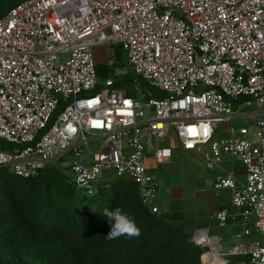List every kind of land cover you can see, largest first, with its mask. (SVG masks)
Segmentation results:
<instances>
[{"label": "built area", "instance_id": "1", "mask_svg": "<svg viewBox=\"0 0 264 264\" xmlns=\"http://www.w3.org/2000/svg\"><path fill=\"white\" fill-rule=\"evenodd\" d=\"M111 45L126 62L101 78L94 47ZM128 71L162 96L127 95L116 81ZM241 116L254 130L229 126L214 137L219 123ZM146 138L156 143L153 164L176 146L200 153L209 169L223 154L243 164V183L228 171L212 184L231 192L239 240L222 252L221 237L203 227L190 240L201 264L203 253L222 264L237 255L264 264V0H20L0 17V140L9 144L0 166L27 178L64 158L86 194L111 168L155 213ZM214 216L220 225L234 218L225 208ZM252 232L260 237L241 238Z\"/></svg>", "mask_w": 264, "mask_h": 264}, {"label": "trees", "instance_id": "2", "mask_svg": "<svg viewBox=\"0 0 264 264\" xmlns=\"http://www.w3.org/2000/svg\"><path fill=\"white\" fill-rule=\"evenodd\" d=\"M20 0H0V17ZM114 63L96 64L103 78L126 61L120 45H111ZM129 96L146 95L145 81L128 71L117 79ZM9 144L0 140V148ZM59 158L27 178L0 166V264H201L200 249L180 225L150 212L129 179L115 177L93 194L77 192L68 167ZM111 185V188H109ZM119 207L140 228L135 238L106 239L111 221L104 210ZM245 261L249 264L246 256ZM228 264H239L229 258Z\"/></svg>", "mask_w": 264, "mask_h": 264}, {"label": "crops", "instance_id": "3", "mask_svg": "<svg viewBox=\"0 0 264 264\" xmlns=\"http://www.w3.org/2000/svg\"><path fill=\"white\" fill-rule=\"evenodd\" d=\"M227 131V129H226ZM226 135V133H224ZM223 134V135H224ZM214 134L215 138L224 137ZM147 156L146 162L150 164L149 171L156 184V214L165 221L180 225L186 232L191 233L195 228H206L209 233L221 237L220 249L239 240L237 236L242 230L241 217L238 209L231 203L229 189L214 191L212 184L218 174L233 171L237 184L245 179L243 164L228 154H223L221 160L213 167L206 168L202 155L196 152H187L176 146L172 149L168 161L153 164L151 153L156 143L150 138L145 139ZM117 177L111 168L104 169L97 178L99 185L108 183ZM129 179L127 176L123 177ZM225 208L234 218L228 219L220 225L214 213ZM260 236L252 232L242 235L243 240H255ZM239 264H248L242 255L232 256Z\"/></svg>", "mask_w": 264, "mask_h": 264}, {"label": "rangeland", "instance_id": "4", "mask_svg": "<svg viewBox=\"0 0 264 264\" xmlns=\"http://www.w3.org/2000/svg\"><path fill=\"white\" fill-rule=\"evenodd\" d=\"M94 55H95V60H96V63L97 64L98 63H104V64H106V62H107V60L109 58H113L114 59V57H113L114 56L113 48L110 47V46H95L94 47ZM125 58H126V56H125ZM119 65L124 66L125 63L119 64ZM250 111H251V108H245V109L242 110L243 113H250ZM146 115H148V114H146ZM229 126H233L234 128H238L239 126H246L250 130H254L255 123H254L253 119H251L250 117H247V116L246 117L245 116H241V117H237V118H232V119L225 120V121L219 123L218 128L216 130V134H218V136L223 135L224 133H226V129ZM90 145H91V147L93 149H96V147H97L96 142H91ZM60 163H61L62 166L68 167V165H67V159H62ZM10 170H11V168H10ZM66 171L67 172H70L69 171V168L66 169ZM109 188H111V185H109ZM76 191L77 192H80V193L83 192V191H81L78 188H76ZM226 258L229 259V258H232V257H226Z\"/></svg>", "mask_w": 264, "mask_h": 264}, {"label": "clouds", "instance_id": "5", "mask_svg": "<svg viewBox=\"0 0 264 264\" xmlns=\"http://www.w3.org/2000/svg\"><path fill=\"white\" fill-rule=\"evenodd\" d=\"M104 216L108 221H111L110 231H108L106 239L114 240L122 236L131 239L140 235V228L135 220L119 207L113 210L105 209Z\"/></svg>", "mask_w": 264, "mask_h": 264}, {"label": "bare ground", "instance_id": "6", "mask_svg": "<svg viewBox=\"0 0 264 264\" xmlns=\"http://www.w3.org/2000/svg\"><path fill=\"white\" fill-rule=\"evenodd\" d=\"M201 260L204 264H222L221 260L216 259V257L209 256L205 253L202 254Z\"/></svg>", "mask_w": 264, "mask_h": 264}, {"label": "snow or ice", "instance_id": "7", "mask_svg": "<svg viewBox=\"0 0 264 264\" xmlns=\"http://www.w3.org/2000/svg\"><path fill=\"white\" fill-rule=\"evenodd\" d=\"M125 103H127V101H125ZM95 123H98V122H94V124H95ZM189 146H191V145H189Z\"/></svg>", "mask_w": 264, "mask_h": 264}]
</instances>
